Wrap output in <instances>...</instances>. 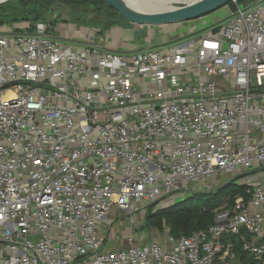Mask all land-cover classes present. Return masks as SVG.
<instances>
[{"label":"built area","instance_id":"obj_1","mask_svg":"<svg viewBox=\"0 0 264 264\" xmlns=\"http://www.w3.org/2000/svg\"><path fill=\"white\" fill-rule=\"evenodd\" d=\"M232 2L140 48L0 24V264H240L228 235L264 264V0ZM246 171L206 228L103 248L111 209L133 221Z\"/></svg>","mask_w":264,"mask_h":264},{"label":"trees","instance_id":"obj_2","mask_svg":"<svg viewBox=\"0 0 264 264\" xmlns=\"http://www.w3.org/2000/svg\"><path fill=\"white\" fill-rule=\"evenodd\" d=\"M59 2L72 8L81 7L103 12L105 20L97 22L98 25L114 24L113 22L119 14L101 0H20L19 15L9 21H27L32 27L37 21L44 20L46 13L55 12L54 8ZM53 22L50 23L53 25ZM2 23H5V20H0V24ZM243 193V185L231 182L220 189L213 188L193 192L182 201L154 212H151L153 204H150L145 221L148 226H154L159 231L167 227L168 233L174 237L188 235L192 230L206 228L213 221V209L219 207L225 198L228 197L231 203L234 195ZM227 238L234 242V251L240 264H261L241 248L236 235H228Z\"/></svg>","mask_w":264,"mask_h":264},{"label":"rangeland","instance_id":"obj_3","mask_svg":"<svg viewBox=\"0 0 264 264\" xmlns=\"http://www.w3.org/2000/svg\"><path fill=\"white\" fill-rule=\"evenodd\" d=\"M19 1L20 0H6V1L0 3V20H5V24H12V21H9V20H12L14 17H17L19 15V13H20ZM250 1L251 0H246V1L245 0H238L237 2H238L240 7H243L246 3L250 2ZM185 3H187L186 0H175V1L171 2V4L175 7L184 5ZM232 3L233 2L231 0V1L227 2L226 4H223L219 7H217L216 9H214L210 12H207V13L199 16V17L184 19L181 21V26H178V22H169V23L162 24V25L156 24V23L142 24V25L141 24H135V25H138L141 28V30L136 32L135 34H134V31H132V30H130V32H128V31L126 32L127 34H130L129 36H131L132 34L135 35V37L133 39H131L129 44L143 47L148 42L147 36L150 35L152 37L150 39L151 45L155 46L157 44L158 38H160V36H159L160 28H162V29L166 28L167 30H169L168 38L170 40H174L177 38V36L187 33L192 25H195L197 30L207 29V28H209L210 25H213V24L218 23V22H223L228 18L232 9L234 8V5ZM54 9H55V12L45 14L46 18H44L43 21H48L51 23H52V21H54L53 23H55V26L52 28L51 32L53 35H56V36L59 35L60 37H63V35L59 32V29L57 27L58 24H56V23L64 22V21L68 20L67 17H69V18L72 17L75 20H78L77 23L79 25L85 24L87 26H95V25L98 26V24H96L97 22H101L102 20H105V18L103 16V12H100L99 10H96V9H87V8L84 9L81 7L72 8L66 4L61 3V2H59ZM6 21H9V22H6ZM128 22L129 21L125 17L118 14V16H116V19L114 20L113 23L116 26V25H128ZM109 26H110V24L99 25V28L101 29L100 31L95 29V27L93 28L94 31L96 32L95 37H94L96 41L106 37V35L108 33L107 29L110 28ZM122 36H124V35H122ZM76 40L79 42L82 41L81 39H76ZM165 41H166V39H165ZM118 47H120V46H118ZM229 175H230V173H222V174L218 175L216 178H213L210 181V183H212V181H214L216 183H218L219 181H223ZM255 177H256L255 173H251L249 175L237 178L236 180L233 181V183L241 184L246 179H254ZM251 181L255 182L256 180H251ZM183 199H185V198H183ZM183 199L178 200L176 198L173 201L171 199H168V200L166 199V200H162V202H160V204H158L159 202L154 203L152 205L151 212H154L158 209H161L162 207H165V206H168V205H171L174 203H178V202L182 201ZM156 204H158L157 207L156 206L154 207V205H156ZM221 204H223V203H221ZM107 216H109L110 221H112V227L114 229H116L117 232L120 231V227H124L126 225L127 226L132 225V228H133L134 232L136 231L135 233L137 235L142 233V235L144 234L145 236H147L149 229H151V227L149 228V226L146 224L145 219L142 217L143 215H140L138 213L135 214V218L133 219V221L130 220V218H131L130 216L125 215L120 211L115 212L113 214H111L109 212L107 214Z\"/></svg>","mask_w":264,"mask_h":264},{"label":"crops","instance_id":"obj_4","mask_svg":"<svg viewBox=\"0 0 264 264\" xmlns=\"http://www.w3.org/2000/svg\"><path fill=\"white\" fill-rule=\"evenodd\" d=\"M254 1L255 0H251L250 2L246 3L245 5H249V4L253 3ZM67 19L68 20H66L64 22L56 23V24H58L57 27L59 29V32L63 35V37H68L69 35H72L74 40L77 43L76 45L79 44L78 46H81V45H80L79 41H77L76 39H81L82 40L81 42H86L87 40H89V41L93 40L95 42H98L101 40V39H99L96 41L94 38L96 32L94 31L93 28L95 27V29H100L99 25L98 26H96V25L95 26H87L85 24L79 25L77 23L78 20H75L72 17L71 18L67 17ZM37 22H44V21L42 20V21H37ZM54 26H55V23L53 24V27ZM109 27L110 28L107 29L108 33H107L106 37L103 38L106 41L108 47L116 48V47L122 45V46L127 48V47L136 46V45H131L129 43H130L131 39H133L135 37L134 34L141 30V28L138 25H135L133 23L128 22V25H116L115 26V24H112ZM130 30L134 31V34H132L133 36L132 35L129 36L130 34L126 33L127 31L130 32ZM51 31H52V29H50V32ZM92 31H94V32H92ZM122 35H124V36H122ZM147 38H149V40H150L152 37L150 35H148ZM158 41H159V38H158ZM150 43H151V40H150ZM136 47L140 48L141 46H136ZM109 212L111 214H113V213L118 212V211L116 209H111ZM133 216L135 218V215H133ZM145 216H146V214H145ZM145 216L143 217L144 219H145ZM109 226H110V230L108 231ZM131 226L127 227V225H126L124 227H120V231L117 232L116 229H114L112 227V221H110L109 216L104 218L97 225L98 235L102 239L103 248L104 249H111V248L115 249V248L126 247L128 245L127 237H128V235H130L129 233H131ZM150 227H151V229H149L147 236H145L144 234L142 235V233L137 235L135 233L136 232L135 231L134 234H136V235H134L135 237L133 238V243L141 244L144 242H150L152 240H157L160 243H162L163 245L168 246V241L166 238V235L168 234V233H166L168 231V228L166 227L162 231H159L154 226H149V228Z\"/></svg>","mask_w":264,"mask_h":264},{"label":"water","instance_id":"obj_5","mask_svg":"<svg viewBox=\"0 0 264 264\" xmlns=\"http://www.w3.org/2000/svg\"><path fill=\"white\" fill-rule=\"evenodd\" d=\"M6 1V0H5ZM109 6L114 8L120 15L125 17L130 23L133 24H166L169 22H181L184 19L196 18L207 12H210L217 7L226 4L231 0H195L193 2L185 3L184 5L177 6L172 10L161 11L156 13H142L124 5L120 0H102ZM250 171L242 172L234 175L227 181L216 186L215 189H220L240 178Z\"/></svg>","mask_w":264,"mask_h":264},{"label":"bare ground","instance_id":"obj_6","mask_svg":"<svg viewBox=\"0 0 264 264\" xmlns=\"http://www.w3.org/2000/svg\"><path fill=\"white\" fill-rule=\"evenodd\" d=\"M5 0H0L4 2ZM124 5L142 13H156L161 11L172 10L175 8L171 4L175 0H120ZM195 0H186V2H193Z\"/></svg>","mask_w":264,"mask_h":264}]
</instances>
